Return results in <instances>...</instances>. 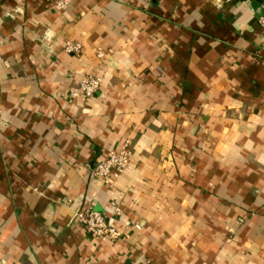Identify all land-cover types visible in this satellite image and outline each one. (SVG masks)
I'll return each mask as SVG.
<instances>
[{
  "label": "crops",
  "instance_id": "obj_1",
  "mask_svg": "<svg viewBox=\"0 0 264 264\" xmlns=\"http://www.w3.org/2000/svg\"><path fill=\"white\" fill-rule=\"evenodd\" d=\"M59 1L0 0V264H264V0Z\"/></svg>",
  "mask_w": 264,
  "mask_h": 264
},
{
  "label": "built area",
  "instance_id": "obj_2",
  "mask_svg": "<svg viewBox=\"0 0 264 264\" xmlns=\"http://www.w3.org/2000/svg\"><path fill=\"white\" fill-rule=\"evenodd\" d=\"M66 0H60L57 7L60 8L65 4ZM258 23L262 31V39L264 44V4L261 6V12L258 16ZM81 46L78 43L66 42L65 50L72 54L80 52ZM97 55L100 57L101 52ZM100 77L95 75H85L79 81L76 87L69 91L70 97L86 98L94 95L100 86ZM130 158L129 140L126 139L118 150H111L101 160H99L92 169L93 176L100 178L103 182L111 185L114 180L120 176L128 165ZM74 219L79 223L90 235L95 237L108 236L116 238L119 236L117 229L109 225L103 214L93 209L79 210L74 214ZM139 228V225H135Z\"/></svg>",
  "mask_w": 264,
  "mask_h": 264
}]
</instances>
